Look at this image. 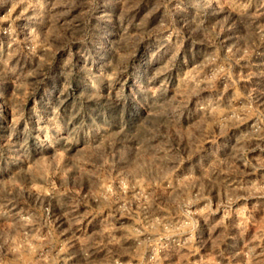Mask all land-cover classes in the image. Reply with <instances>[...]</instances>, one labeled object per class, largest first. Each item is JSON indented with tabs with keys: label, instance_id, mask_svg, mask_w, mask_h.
Returning <instances> with one entry per match:
<instances>
[{
	"label": "rangeland",
	"instance_id": "obj_1",
	"mask_svg": "<svg viewBox=\"0 0 264 264\" xmlns=\"http://www.w3.org/2000/svg\"><path fill=\"white\" fill-rule=\"evenodd\" d=\"M0 264H264V0H0Z\"/></svg>",
	"mask_w": 264,
	"mask_h": 264
}]
</instances>
